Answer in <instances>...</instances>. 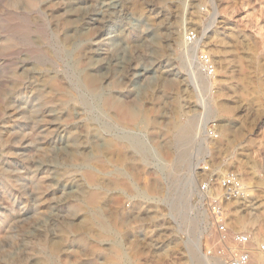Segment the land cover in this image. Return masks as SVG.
Masks as SVG:
<instances>
[{"label": "rangeland", "instance_id": "1", "mask_svg": "<svg viewBox=\"0 0 264 264\" xmlns=\"http://www.w3.org/2000/svg\"><path fill=\"white\" fill-rule=\"evenodd\" d=\"M231 171L262 237L264 0H0V264H206L199 186Z\"/></svg>", "mask_w": 264, "mask_h": 264}, {"label": "built area", "instance_id": "2", "mask_svg": "<svg viewBox=\"0 0 264 264\" xmlns=\"http://www.w3.org/2000/svg\"><path fill=\"white\" fill-rule=\"evenodd\" d=\"M189 54L197 63L199 72L205 78L214 77L217 67L214 59L206 51H196L198 35L189 31L186 35ZM218 138L215 130L206 131ZM253 189L242 176L231 171L216 180L208 178L199 186L200 198L211 222L208 233L209 243L201 248L200 254L206 264H251L256 253L264 254V236L230 227L232 208L238 202L249 203L253 199Z\"/></svg>", "mask_w": 264, "mask_h": 264}, {"label": "bare ground", "instance_id": "3", "mask_svg": "<svg viewBox=\"0 0 264 264\" xmlns=\"http://www.w3.org/2000/svg\"><path fill=\"white\" fill-rule=\"evenodd\" d=\"M187 30V29H186ZM164 34V33H163ZM173 34V33H172ZM186 35H187V31L186 32H183L181 37L183 38V43L184 45L186 46L187 45V40H186ZM197 48V47H196ZM197 51V50H196ZM40 57H42L40 55ZM95 77V76H94ZM94 81V80H93ZM172 128L175 129L176 131V134H175V145H176V148L178 150V163H184V159H185V155H186V148L190 142V139L192 137V134L194 132V121L193 119L191 118L188 122H186L185 124H179V123H176V122H173L172 123ZM188 150V148H187ZM101 151V150H100ZM186 161V160H185ZM229 173V172H227ZM225 173V174H227ZM225 174H222L221 176L225 175ZM207 180V179H206ZM241 221H245V219L243 218ZM208 235H210V233H208ZM198 242H195V240H192L191 242L195 243L194 245H196V243H198L199 245L197 246V248L199 249V251L201 250V248H204L206 245H207V242L204 240L200 241L201 239H198ZM192 247H194L192 245ZM190 252L192 253V256L194 258V252H193V249H190ZM263 254L262 253H256L254 254L253 258H252V262L255 258H258L259 260H261ZM120 257V256H119ZM121 258V257H120ZM119 259V258H118ZM111 261V260H110ZM251 262V263H252ZM118 264V260L117 262H115V264ZM40 264H49L47 261L45 262H41Z\"/></svg>", "mask_w": 264, "mask_h": 264}]
</instances>
